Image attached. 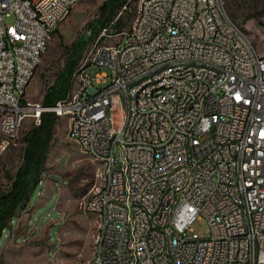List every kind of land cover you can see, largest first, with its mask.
Instances as JSON below:
<instances>
[{
  "label": "built area",
  "instance_id": "obj_1",
  "mask_svg": "<svg viewBox=\"0 0 264 264\" xmlns=\"http://www.w3.org/2000/svg\"><path fill=\"white\" fill-rule=\"evenodd\" d=\"M79 1L0 0V159L24 120L66 117L67 139L99 166L82 208L104 216H93L97 248L85 264H264V237L255 236L264 226V56L222 0H139L128 28L112 26L122 5L99 30L64 97L26 100L48 33ZM89 48L96 59L84 61ZM91 66L110 74L90 76ZM127 181L134 188L117 194ZM197 216L203 238L189 227Z\"/></svg>",
  "mask_w": 264,
  "mask_h": 264
},
{
  "label": "rangeland",
  "instance_id": "obj_2",
  "mask_svg": "<svg viewBox=\"0 0 264 264\" xmlns=\"http://www.w3.org/2000/svg\"><path fill=\"white\" fill-rule=\"evenodd\" d=\"M101 1L80 0L56 24L24 91L26 100H41L44 89L63 67L67 57L65 46L83 34L86 24L97 16L96 7ZM126 1V9L120 15L123 28L129 27L139 0ZM222 3L228 17L249 36L257 54L264 56V0H222ZM5 21L8 23L11 18ZM94 38L82 47L75 65ZM113 41L103 40L101 43ZM94 49L91 48L85 55ZM100 71L110 74L109 70L95 66L88 69V74L92 76ZM70 80L71 72L67 90ZM120 112L121 108L114 105L112 119L115 127ZM30 125L28 119L24 120L17 140L0 159V190L8 184L7 176L13 174L19 163L21 136ZM66 129V117L57 118L41 180L30 193L26 208L12 216L1 232L0 264H85L90 257L96 240L93 238L95 221L94 215L83 210L82 202L99 184V179L95 177L99 166L67 139ZM189 227L200 238L207 234L202 216L195 217ZM260 237H264V233ZM261 245L264 249V238Z\"/></svg>",
  "mask_w": 264,
  "mask_h": 264
},
{
  "label": "trees",
  "instance_id": "obj_3",
  "mask_svg": "<svg viewBox=\"0 0 264 264\" xmlns=\"http://www.w3.org/2000/svg\"><path fill=\"white\" fill-rule=\"evenodd\" d=\"M125 1L102 0L96 7L97 16L86 24L85 30L89 31V36H85L83 31L81 36L65 46L66 60L54 81L44 89L40 100L42 105H52L63 97L67 90L70 72L76 64L82 47L95 37L102 27L109 24ZM122 24L121 18L118 17L112 26L119 28ZM56 120L57 117L52 112H42L39 123L30 125L21 136L19 163L13 174L7 176L8 184L0 190V235L10 218L26 208L30 193L41 180L40 176L44 171L47 149L52 139Z\"/></svg>",
  "mask_w": 264,
  "mask_h": 264
},
{
  "label": "bare ground",
  "instance_id": "obj_4",
  "mask_svg": "<svg viewBox=\"0 0 264 264\" xmlns=\"http://www.w3.org/2000/svg\"><path fill=\"white\" fill-rule=\"evenodd\" d=\"M51 33L47 35V43L50 39ZM89 48L87 50H90ZM84 53V55H85ZM97 56V48L92 50L89 54L84 56V61H93L96 59ZM37 65H33V71L35 70ZM62 108H69V101H62ZM16 139H10V147L14 144ZM116 174L117 175H125V167L124 163H117L116 166ZM157 186H164V179H157ZM127 188H134V181H127L126 182H119L117 184V194H125ZM258 193H264V186H258ZM89 213L94 216H104V209L103 208H89ZM156 215H164V207H156ZM119 216H126V208H119ZM264 233V226L259 228H255V236L260 237L261 234ZM95 246L97 248V238H94ZM125 252L127 255H134V245L133 244H126L125 245ZM154 252L155 253H162L163 252V245L162 242H154Z\"/></svg>",
  "mask_w": 264,
  "mask_h": 264
}]
</instances>
